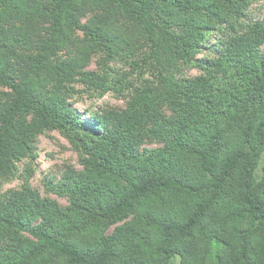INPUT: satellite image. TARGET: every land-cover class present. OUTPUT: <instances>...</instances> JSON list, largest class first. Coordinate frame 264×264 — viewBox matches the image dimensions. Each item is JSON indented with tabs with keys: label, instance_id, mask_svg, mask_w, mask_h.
I'll return each instance as SVG.
<instances>
[{
	"label": "trees",
	"instance_id": "1",
	"mask_svg": "<svg viewBox=\"0 0 264 264\" xmlns=\"http://www.w3.org/2000/svg\"><path fill=\"white\" fill-rule=\"evenodd\" d=\"M255 1L0 0V264H264ZM77 84L126 105L84 117ZM48 130L66 203L30 183Z\"/></svg>",
	"mask_w": 264,
	"mask_h": 264
},
{
	"label": "rangeland",
	"instance_id": "2",
	"mask_svg": "<svg viewBox=\"0 0 264 264\" xmlns=\"http://www.w3.org/2000/svg\"><path fill=\"white\" fill-rule=\"evenodd\" d=\"M250 16L252 18H261L264 16V0L255 1L250 7ZM94 61L92 68H97ZM187 73L195 75L199 73V69H188ZM77 94L73 100V106L78 108L84 117L90 109L93 111L98 107H109L122 109L126 105L127 96L109 91L101 97L97 92L89 91L83 84H77ZM37 147L39 155L34 161V173L30 179L32 186L38 188L44 195L51 196L61 203H66L65 199L54 192H49L45 187V180L53 173H60L67 164L76 168H80L78 153L73 148L69 140L64 137L58 130H48L40 135ZM24 163L20 164L23 167ZM24 182L23 178L13 177L9 181L4 182L3 189L19 187Z\"/></svg>",
	"mask_w": 264,
	"mask_h": 264
}]
</instances>
